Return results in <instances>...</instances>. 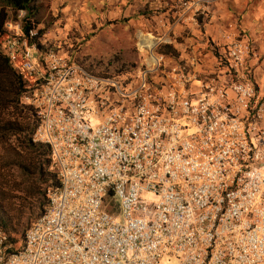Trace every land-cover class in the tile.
<instances>
[{
	"label": "built area",
	"instance_id": "1",
	"mask_svg": "<svg viewBox=\"0 0 264 264\" xmlns=\"http://www.w3.org/2000/svg\"><path fill=\"white\" fill-rule=\"evenodd\" d=\"M213 2L180 0L160 23L200 29ZM26 14L5 23L0 52L36 82L22 104L59 185L19 248L0 226V264H264V85L252 43L230 33L217 51L202 35L207 70L194 47L177 60L158 52L169 34L139 31L140 67L103 76L26 32Z\"/></svg>",
	"mask_w": 264,
	"mask_h": 264
},
{
	"label": "trees",
	"instance_id": "2",
	"mask_svg": "<svg viewBox=\"0 0 264 264\" xmlns=\"http://www.w3.org/2000/svg\"><path fill=\"white\" fill-rule=\"evenodd\" d=\"M21 11L28 13L27 18L34 19L39 13L37 0H0V45L9 36L4 26L11 19V13ZM38 27L37 22L29 21L25 24V31L37 28L42 35L43 31ZM54 49L59 50L57 47ZM158 52L178 58L173 44L162 46ZM124 69L122 67L116 72ZM35 88L36 82L28 73L15 69L0 52V160L3 161L0 171H7L0 181V226L13 244L18 243V237L24 238L26 208L39 198L42 208L46 200L45 211L49 203L47 188L59 185L49 147L32 141L37 128L36 113L32 107L22 104V96ZM12 170L18 172L16 178L10 173Z\"/></svg>",
	"mask_w": 264,
	"mask_h": 264
},
{
	"label": "rangeland",
	"instance_id": "3",
	"mask_svg": "<svg viewBox=\"0 0 264 264\" xmlns=\"http://www.w3.org/2000/svg\"><path fill=\"white\" fill-rule=\"evenodd\" d=\"M37 5L39 13L34 19H31L38 23V28L43 31L42 35H47V39L52 44L56 43L55 45L60 47L64 54L94 74L113 73L121 70L122 67L130 69L134 66L140 67L142 59L136 46L138 32H150L159 38L162 36L156 31L155 21L146 24V26L143 20L134 19L132 21L133 16L124 18L121 12L110 18L108 2H104L101 8L104 13L103 18H95L98 8L94 6V2L90 1L87 8L81 11V21L73 20L72 22L68 17V14L73 12L72 7L67 9L68 4L65 1L37 0ZM161 10L158 9L157 12ZM26 15L28 17V13ZM10 20L19 21V13H11ZM149 46L152 47L153 44ZM188 49L189 47L184 50V54L188 52ZM0 155H2L1 151ZM2 162L0 160V163ZM6 172L5 170L0 171V181L4 179ZM10 173L15 178L18 176V172L15 170ZM17 195L22 194L17 193ZM45 202L46 200L42 208L41 199L37 198L32 201L31 206L26 208L24 214V219L27 221L25 231L43 213ZM109 210L112 211V214H117L114 206H111ZM17 239L18 243L14 245L19 248L23 236Z\"/></svg>",
	"mask_w": 264,
	"mask_h": 264
},
{
	"label": "crops",
	"instance_id": "4",
	"mask_svg": "<svg viewBox=\"0 0 264 264\" xmlns=\"http://www.w3.org/2000/svg\"><path fill=\"white\" fill-rule=\"evenodd\" d=\"M67 2L68 8L72 7V14H68L70 21H81V11L87 8L88 3L94 2L96 10L95 18H103L101 8L104 2L109 3L110 18L121 12L123 17L133 16L134 19L143 20L144 25L156 22V31L159 34H169L173 41L174 49L178 59L186 58L184 50L187 47H194L204 57L202 64L204 69L210 70L215 63L214 53L210 46L202 39L204 35L210 45L218 49L227 44L226 36L230 33H239L246 40L252 43L259 61L255 65L254 78L258 86L264 85V0H214L212 5V17L203 21L201 28L193 25L181 24L172 27L162 25L160 20L167 16L175 2L180 0H62ZM158 9H162L157 12ZM153 11V13H151ZM76 13V14H75ZM154 14V15H153ZM137 15V16H136ZM147 26V25H146ZM178 38V40H175ZM187 46V47H186Z\"/></svg>",
	"mask_w": 264,
	"mask_h": 264
},
{
	"label": "bare ground",
	"instance_id": "5",
	"mask_svg": "<svg viewBox=\"0 0 264 264\" xmlns=\"http://www.w3.org/2000/svg\"><path fill=\"white\" fill-rule=\"evenodd\" d=\"M144 39H145L144 42H145V44H146L147 46L153 44V41H152V40H154L153 37H150V36L145 37V36H144Z\"/></svg>",
	"mask_w": 264,
	"mask_h": 264
}]
</instances>
